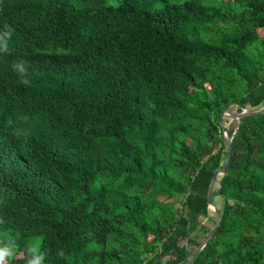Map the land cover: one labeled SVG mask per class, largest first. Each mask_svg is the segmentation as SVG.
Segmentation results:
<instances>
[{"label":"trees","instance_id":"16d2710c","mask_svg":"<svg viewBox=\"0 0 264 264\" xmlns=\"http://www.w3.org/2000/svg\"><path fill=\"white\" fill-rule=\"evenodd\" d=\"M117 2L0 0L5 264L35 237L43 264H185L216 224L222 114L264 107V0ZM236 126L192 264H264V113Z\"/></svg>","mask_w":264,"mask_h":264},{"label":"water","instance_id":"95a60500","mask_svg":"<svg viewBox=\"0 0 264 264\" xmlns=\"http://www.w3.org/2000/svg\"><path fill=\"white\" fill-rule=\"evenodd\" d=\"M260 113H264V107L261 109H255V110H248V109H244L243 111L239 112V113H231L229 109H227L221 117V124L224 126L223 124V119L225 116H228L230 118H234L237 121V126L236 129L238 128V125L240 123V121L249 115H256V114H260ZM225 129V134L226 137L228 139V154H227V160L225 165L222 168H217L213 171L214 175L211 179L210 185H209V189H208V201H209V207L211 210H213L215 217H216V224L214 226V228L210 231V233L207 235V237L201 242V244L192 252L191 256L188 258V260L186 261L185 264H192L193 260L196 258V256L199 254V252L206 246V244L212 239V237L214 236L215 232L218 229V226L220 225V211H219V207L217 202L214 199V188H215V184L217 181L218 176L220 175H224L228 172L231 160H232V139L233 136L230 135L227 131L226 126H224Z\"/></svg>","mask_w":264,"mask_h":264},{"label":"clouds","instance_id":"9594fccd","mask_svg":"<svg viewBox=\"0 0 264 264\" xmlns=\"http://www.w3.org/2000/svg\"><path fill=\"white\" fill-rule=\"evenodd\" d=\"M5 31L0 32V52L7 53L8 52V40L11 36L12 29L10 26L5 25ZM14 67L19 69V74L23 73L21 76V82L25 85L29 84L30 81L26 76V70L22 63H17ZM28 251L31 253V257L27 260L26 264H43L44 256L43 254H38L36 249L29 248ZM11 255V251L9 248L0 249V264H5L7 258Z\"/></svg>","mask_w":264,"mask_h":264},{"label":"rangeland","instance_id":"374dc122","mask_svg":"<svg viewBox=\"0 0 264 264\" xmlns=\"http://www.w3.org/2000/svg\"><path fill=\"white\" fill-rule=\"evenodd\" d=\"M176 1H180V0H176ZM205 1L209 2L210 4H216V5H219V2H220V0H205ZM111 3L112 4H116V5L118 4L117 0H111ZM235 110H236V108L232 107L231 113H234ZM236 124H237L236 119L230 118V121H228V123L225 126H232L233 127ZM180 198H181V195H180ZM210 212H211V214H213V210H211ZM204 221L206 223H209L211 226L213 225V222L210 219L206 218V219H204ZM11 237H12V234L10 232H2V231H0V249L9 248L10 251H11L10 257L13 256V254H15L16 247H15V245L11 244L10 242L5 243L4 241L6 239L11 238ZM33 240L36 241V244L33 246V248L36 249V251H37L39 249L38 245H39V242H40V238L39 237H35Z\"/></svg>","mask_w":264,"mask_h":264}]
</instances>
